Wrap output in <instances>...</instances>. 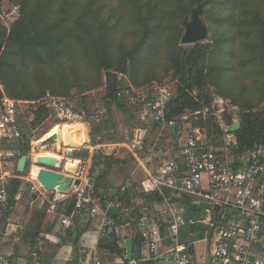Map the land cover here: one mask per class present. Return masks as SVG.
Here are the masks:
<instances>
[{
  "label": "trees",
  "instance_id": "trees-1",
  "mask_svg": "<svg viewBox=\"0 0 264 264\" xmlns=\"http://www.w3.org/2000/svg\"><path fill=\"white\" fill-rule=\"evenodd\" d=\"M16 1L20 6L18 17L8 29L0 25V86L3 88L0 87V100L5 94L16 100L32 101L37 109L33 119L25 129L22 128L23 140L6 144V147L18 150L20 155L29 153L33 128L51 113L56 115L42 104L47 90L51 95L65 99L72 90L78 94L80 98L76 104L66 100L86 123L90 145L121 142L114 112L120 110L125 123L144 127L148 122L141 119L136 106L128 103L133 96L132 103L137 107L141 104L132 89L149 86L158 79L156 74L164 70L171 71L176 89L165 110L167 131L157 138L154 152L163 154L168 135L170 139H176L171 134V122L176 127L185 123L188 129L199 128L206 138L223 145L222 137L227 131L223 132L214 118L201 115V110H211L213 95L230 100L238 108L236 114L240 126L232 132L234 139L230 143L233 155L247 154L258 145L264 146V0ZM198 4L202 5L200 16L208 28L210 42L183 46L180 41L184 17L189 16ZM118 73L128 75L126 85L118 81ZM99 88L103 95L92 99L90 92ZM144 94L145 101H149L151 94L145 91ZM89 103L99 108L96 115L86 114L85 106ZM186 111L192 114L183 118ZM135 113L140 122L132 123ZM222 116L226 126L232 124L231 115L223 113ZM149 124L156 129L161 122ZM147 141L143 142V151L148 149ZM171 148L177 151L178 143H172ZM143 151H138L140 157H144ZM88 155L87 149L72 151L75 159L85 160ZM126 161L99 150L92 155L88 170V176L94 179L90 187L91 197L102 209L106 208L108 201L122 204L119 208L106 210L113 225L112 228L105 227L96 250L103 258L105 254L112 259L121 258L124 264L127 261L123 258L119 228L126 226L134 250L138 248L139 218L144 205L151 207L164 197L174 203L193 201V196L186 194L176 198L169 189L159 192L152 185L144 190L143 183L141 186L137 182L128 184V174L121 184L110 185L106 179L109 171ZM99 166L103 170H98ZM24 175V172L15 171L13 176L4 177L7 195L5 207L0 210V221L10 217L19 200L29 198L31 184L20 178ZM25 187L26 192H23ZM50 192L52 198L55 192ZM18 194L20 198L16 199ZM74 205V195H70L58 202L54 210L60 215H70ZM47 206L44 203L33 209L31 218L23 221V230L14 234L13 247L8 238L7 243L16 255L20 250L18 242L29 246V252L38 250ZM191 207L196 206L192 203ZM219 217L216 218L218 221ZM189 218L193 223L181 226L179 231L178 240L182 244L192 243L195 236L191 234L201 229L199 218ZM73 221L78 225L77 216ZM156 222L164 233L165 225L158 219ZM88 225L89 222L70 228L56 244H71L75 248L73 264H83L88 255L92 257L90 251L78 248L79 238L87 231ZM155 263L156 259H152L139 264Z\"/></svg>",
  "mask_w": 264,
  "mask_h": 264
},
{
  "label": "built area",
  "instance_id": "built-area-1",
  "mask_svg": "<svg viewBox=\"0 0 264 264\" xmlns=\"http://www.w3.org/2000/svg\"><path fill=\"white\" fill-rule=\"evenodd\" d=\"M14 11H18L17 7ZM117 79L128 83L125 73H118ZM135 93L141 99L138 108L141 119L148 123H165V110L172 92L165 87L158 88L149 101H145L144 92ZM41 101L67 122L80 119L65 98L47 95ZM19 104L20 101L5 94L0 100V165L20 156L18 150L6 147V144L23 140ZM188 128V125L184 128V124L176 127L179 134L186 133L184 143L173 151L177 154L156 157L154 168L148 172L150 185L159 192L169 189L176 195L186 194L207 200L213 209L218 205V209L225 207L230 210L231 215L225 218L224 224L215 227L212 232L213 236L218 229L214 249L206 264H264V146L258 145L247 154L233 155L230 143L234 136L231 131L223 135V145H219L206 138L201 129ZM135 146L140 147V141L134 140L132 147ZM31 147L33 149L34 145L31 144ZM204 181L211 189H221L220 197H214L210 189L203 188ZM6 195L4 178L0 177V210L5 207ZM73 195V211H80L92 202L86 184L78 187ZM121 206V202L112 200L107 203L105 211ZM169 212L163 233L159 227L147 225L151 211L148 207L143 208L139 218V255L136 258L133 256L126 264L145 263L152 259H156L155 264H193L189 247L178 240L181 226L193 223V219L180 217L173 209H169ZM106 221H109L107 216ZM72 227V215H63L60 228L51 241L54 244L61 242ZM104 233L103 230L100 236ZM166 238H169V243H165ZM0 264H17V261L9 251L0 253ZM89 264L109 263L102 256L94 254Z\"/></svg>",
  "mask_w": 264,
  "mask_h": 264
},
{
  "label": "crops",
  "instance_id": "crops-1",
  "mask_svg": "<svg viewBox=\"0 0 264 264\" xmlns=\"http://www.w3.org/2000/svg\"><path fill=\"white\" fill-rule=\"evenodd\" d=\"M95 109L96 106L94 105ZM86 112L88 110L86 109ZM68 125H80L83 128V134H84V140H83V145L81 147H71L66 145V142L59 139V135L57 134L56 139L53 142L46 143L45 139L50 136L53 133L48 134V136L45 137L44 140H35L31 141L32 145L37 146L38 154L37 155H47V153L50 156H55L58 158L61 162L60 166V173L63 174L64 176H69L72 178L70 187L67 192L62 193V192H57L54 190H47L44 189L39 185L38 182L30 179V176L26 177V182H29L31 184L29 188V198L26 199V221H28L31 218V212L35 208L41 207L44 203H47V210H46V217L44 218L43 221V231L41 233L42 236V241L38 243L37 247L40 246V249L38 250H33L29 252L30 247L29 246H23L19 242L20 250L19 254H15L14 250L6 248L8 239L2 238V243L0 242V248L2 251L1 253L5 252H12L13 253V258L17 261V264H73V260L75 258V248L72 247L71 244L67 245H56L51 241V237L57 233V231L60 228V220L61 217L63 216L60 214H57V212L54 210L55 205L58 202L63 201L65 198H67L70 195H73L75 190L78 187H82L85 184L87 185V190L90 192V187L94 182V179L92 178V183L88 184V180L91 178L88 176V170L91 165V157L94 154H97L99 150H103L106 148H111L114 151L111 152L110 154H114V157L120 160L126 159L127 161L123 164L116 165L113 167L108 175H107V181L110 185L112 186H117L122 183L124 177L126 174H128V178L126 180V183H135L139 186L144 184L143 189L147 190L148 187L150 186V182L148 180V172H150L153 168L154 165L157 161L156 157L158 155H161L162 153L160 152H154L153 147L157 139L153 142L152 145L148 147L145 151H143V142L146 140V135L148 131V125L149 123H146L144 127L140 126H131V128L134 130L133 137L130 139H124L122 138V135H120L121 142L118 143H109V142H104L100 143L97 145H90V139L88 136V127L86 123H84L82 120L78 119L74 122L67 123ZM57 124H53L48 128V131L53 127L56 126ZM63 125V124H58ZM152 125V124H150ZM186 124L184 123V126ZM170 127V126H169ZM119 128L121 129V125H119ZM153 128V126L151 127ZM159 131V134L157 137H159L163 131H167V125L165 123H161L159 128H156ZM171 130V128H170ZM119 133V132H118ZM182 132L179 134L177 131L175 134H171L173 137H176L175 140H172L173 143L176 142L179 144V148L181 145L184 143L185 138H182ZM42 133H40L41 135ZM137 140L140 141V147L135 146L134 148L132 147L133 141ZM170 137L169 135L167 136V146L164 148V152L162 155H169V154H177V152H173L171 148V144H169ZM31 145V144H30ZM74 150H80V149H87L89 151V155L85 160L82 159H75L71 156V158L66 156V150L68 149ZM30 151L31 153L35 152V149L30 146ZM138 151H143L144 157H140L138 154ZM42 153V154H41ZM104 153V152H103ZM52 154V155H51ZM130 156L133 158L131 159ZM34 159V158H33ZM76 163V167L74 169V164ZM67 164H70V171L68 170L69 167H67ZM33 166V165H32ZM0 168L1 165H0ZM98 170H103L102 166L98 167ZM114 174H120L119 181L114 182L111 180V176ZM123 174V175H122ZM5 176H0V177H10V175L7 172H4ZM145 178V179H144ZM33 179V178H32ZM75 180H78L79 183L76 185L74 184ZM54 191L55 195L51 198V192ZM172 196H175L176 198L179 197V195H176L172 192ZM20 198V194L16 196V199ZM194 198V197H193ZM109 202V201H108ZM141 203H144V200H140ZM193 203L195 206H198L197 200H193ZM107 205V204H106ZM174 202H170L168 198L164 197L160 202L153 203L152 206L144 205L143 208L148 207L149 210L151 211V216L150 219L147 222V225L149 227H159L160 225L157 224L156 219L158 221H162V223L165 225L164 226V231L166 229L167 225V220L170 217V212L169 209H174ZM18 206V203L15 205V207ZM14 207V208H15ZM87 210H80V211H73L70 215H72V221L75 216L78 217L79 223L83 226L87 222H89L87 231H85L79 238V243H78V248L79 250L83 248L84 251L89 252L92 254L100 255L98 251L96 250V245L98 238L100 237V234L105 230V224H106V211L105 209H102V207L99 205V203L92 198V202L89 204V206L86 208ZM176 212V211H175ZM60 215V216H59ZM156 216V217H154ZM14 214L12 213L9 218H7L5 221H3V228H5L6 233L4 234L7 235L9 233V228L8 226L11 225L9 220H13ZM108 218V217H107ZM1 223V222H0ZM75 225L73 221V227L79 226L80 224ZM107 226L112 228V220L109 219L107 222ZM20 227H22V221H20ZM161 229V228H160ZM119 234L121 235V245L124 247V256H125V245L124 241L126 238H129V233L126 228V226H123L119 228ZM212 236V235H211ZM210 237V241H211ZM6 241V242H5ZM4 242V243H3ZM194 242V241H193ZM189 243L185 244L186 246L189 247V251L191 252L193 256V264H206L207 261L203 259V257L200 258L199 255V250L196 247L197 242L195 241L194 243ZM165 243H169V238H166ZM4 248V249H3ZM6 248V249H5ZM34 254V255H32ZM102 254V253H101ZM108 256V254H105V256ZM139 255L138 248L135 250L133 249V256L137 257ZM101 256V255H100ZM167 255H164L163 257H166ZM135 257V258H136ZM124 258V257H123ZM91 258H86V260L83 262V264H89V261ZM111 261V264H124L123 260L121 258H109Z\"/></svg>",
  "mask_w": 264,
  "mask_h": 264
},
{
  "label": "rangeland",
  "instance_id": "rangeland-1",
  "mask_svg": "<svg viewBox=\"0 0 264 264\" xmlns=\"http://www.w3.org/2000/svg\"><path fill=\"white\" fill-rule=\"evenodd\" d=\"M15 7H17V10H18L17 12L14 11ZM19 8H20L19 3L16 0H0V25L6 27L8 29L10 23L18 17ZM183 32H184V27H183ZM206 42H210L209 35H208L207 39L202 41L201 43H206ZM180 44H181V42H180ZM191 45H193V44H187V45H183V46H191ZM156 76L158 79L155 80L152 84H150L149 86L144 87L142 89H134V91L132 93L135 96H137V93H135L137 91H142V92L145 91L147 94H152L158 88L165 87V88H168L172 92V94H174L175 89H176V80L173 78L171 71L165 72V70H164L163 72H158L156 74ZM125 83H127V82H124L123 84L126 85ZM1 89H3V88L1 87ZM143 89H145V90H143ZM193 93L196 94V91H193ZM47 95L55 96V95H51L50 93H48V90H47V93L44 97H46ZM77 95L78 94H76L74 92V90H72L71 95L69 96V98H66V99L70 102V104L74 105L79 101V98H80ZM102 95H103V90L101 88L90 92V97L92 99L100 98ZM56 97H60V96H56ZM61 98H64V97H61ZM132 98H134V97L132 96L129 99L130 101H128V103L130 106H133V107L136 106V110H137V108H139V107H137V105H134L135 103H132L134 101ZM144 98H145V94H144ZM18 101H20V104L18 106V112L20 114V125H21V128L25 129V126L33 119L34 112L37 109V105L32 104V103H34L32 101H26V100H18ZM94 105L96 106V109H95ZM129 105L127 104V106H129ZM85 108L88 110V112H86V110H85L86 114L96 115L97 112L100 111V110H98L99 108L97 107V105L92 104V103L87 104L85 106ZM237 110H238V108L233 106L231 104L230 100L223 99L219 96L213 95L211 110L209 111L208 108L201 110V115L202 114H203V116L209 115L210 117L214 118L216 123H220V127L223 130V132L224 131L226 132V131H228L227 128L230 127L232 124L229 126L225 125V127H222V123H223L222 122V117H223L222 115H223V113H227V114L231 115L232 123L234 121L239 122L238 116L236 114ZM196 113H198V112H196ZM191 114H192L191 112L186 111L183 118H185V117L187 118ZM133 115H134L135 119L132 120V123L139 121L137 118L138 117L137 113H135ZM113 117H114L115 122L117 124V132H119L118 133L119 136L122 135V138L131 140V138L133 137V134H134V130L131 128L130 124H127L123 121L122 112L120 110L115 111L113 114ZM67 123H70V122H67L64 119L58 117L57 115H54L51 113V115L46 120H44L40 125L33 128L32 136L30 137V144H34L31 141H35V140H41L42 141V140H44V135H45V133L48 132V128L51 125H53V124H57V125L58 124H67ZM119 125H121V129L119 128ZM187 125L188 124H186L184 126V128H186ZM75 127H77V126H75ZM80 127L82 128V126H80ZM151 127H152V125L149 124L147 135H146L147 136L146 140H148L147 144L149 146L152 145L151 142H154L158 138L157 136L159 134L158 129H154V128L152 129ZM40 133H42V134L40 135ZM185 134L186 133L182 134V138H185ZM169 141H170L169 144L173 143L172 139H170ZM179 144H180V141L178 142V146H179ZM73 148H75V147H73ZM34 149H35V152L31 153V151H29V153L26 154L28 157V162H27L28 167L27 168L25 167V170H24L25 175L20 176V178L23 179L25 182H26V177H28V176H30L31 180L35 179L34 169L37 167L32 166L33 165L32 160L35 159V157H36L35 155H37V153H39V152L37 150V146H35ZM20 156H22V155H20ZM20 156H18L17 159L3 163L1 165L2 168H0V176H2V175L5 176L4 172H7L10 175V177L13 176L15 171H16L15 166L17 168V161H18ZM119 177H120V174H117V175L114 174L113 176H111L110 179L113 180L114 182H117V181H119ZM203 188L210 189V191L214 197H220V195L222 193L221 189L217 190V189L209 188L205 181L203 182ZM23 192H26V187L23 189ZM193 200H197V202L199 203L198 206H196L195 208L191 207L193 201L190 202V201L181 200V201L176 202L174 205V209L176 211L175 213L180 217H184V218L194 217V218H199L201 220V224H200L201 229L199 230L198 233L196 231V233H192L191 235L195 236L194 242L195 241L197 242L196 247L199 250L200 258L203 257V259L205 261L209 262V260H210V244H211L210 237L212 235L214 227L222 226V224H224L225 218L226 217L228 218L231 215V212L229 209H227L225 207H221L220 209L215 211L213 209L211 203L207 200L199 199L196 197H194ZM12 213L14 214V217H13L12 221L9 220L11 225L8 226L9 233L5 236H4V234L6 233V230H5V228L2 227L4 225L3 221H0L1 222L0 223V242L1 243H2V240H1L2 238H6V239L10 238L11 244H12V242L15 240L14 234H19L23 230V227H20L18 229V226H20V221H22V224H23V221L26 222V199L25 200H23V199L19 200L18 206L13 209ZM218 215L220 217L222 216V218H221L222 221L220 220V217H219V221L216 219ZM213 225H215V226L212 227ZM5 244H7L6 248H8V246L9 247L11 246L7 242ZM13 245L14 244H12V247H13ZM18 246H19V244H18ZM8 249H11V248H8ZM2 251H5V250H0V253ZM32 255H34V254H32ZM103 259L107 263L111 264V261L109 260L108 256H104Z\"/></svg>",
  "mask_w": 264,
  "mask_h": 264
},
{
  "label": "water",
  "instance_id": "water-1",
  "mask_svg": "<svg viewBox=\"0 0 264 264\" xmlns=\"http://www.w3.org/2000/svg\"><path fill=\"white\" fill-rule=\"evenodd\" d=\"M201 12H202V5L198 4L196 7H194L191 10V13L189 16L184 17L183 25H184V32L181 36V44L187 45V44H194L197 42H202L207 39L208 37V28L206 24L203 22L201 18ZM240 124L238 121H234L230 127L227 128L228 131L234 132L239 128ZM222 127H225V124L222 123ZM170 128L173 134L176 133V125L174 122L170 124ZM57 137L56 133L51 134L45 139L46 143L53 142ZM114 150L111 148H106L103 150L104 153H111ZM66 156L71 158L72 156V149L66 150ZM28 162V157L26 154L19 157L17 161V168L16 171L18 173H22L25 170L26 164ZM33 166L39 168V172L37 173V182H42L44 185H47V182L57 178L60 176V166L61 162L58 158L50 155H38L35 157L34 160H32ZM47 180V182H46ZM79 181L75 180L74 184H78ZM92 183V178L88 180V184ZM43 187V186H42ZM44 188V187H43ZM46 188V187H45ZM44 188V189H45ZM194 205V203H193ZM196 205V204H195ZM214 209H218V205L214 206ZM20 226H18V229ZM111 228V227H110ZM218 235V229L214 231V234L211 238V244H210V252L213 251L216 239ZM125 245V261H130L133 258V239L132 238H126L124 241Z\"/></svg>",
  "mask_w": 264,
  "mask_h": 264
},
{
  "label": "bare ground",
  "instance_id": "bare-ground-1",
  "mask_svg": "<svg viewBox=\"0 0 264 264\" xmlns=\"http://www.w3.org/2000/svg\"><path fill=\"white\" fill-rule=\"evenodd\" d=\"M75 126H77V127H75ZM50 133H58L59 139L65 141L66 145H68V146L81 147L83 145L84 134H83V129L80 127V125L63 124L62 126L61 125L54 126L47 133H45L44 139ZM45 155H46V153H45ZM47 155H49V154L47 153ZM35 156H37V155H35ZM67 167H69L68 170L70 171V164H67ZM39 170H40L39 168L38 169L37 168L34 169L35 181L36 182L38 181L37 173L39 172ZM71 181H72L71 177L64 176L63 174L60 173V176H58L57 178L52 179V180H50L48 182L46 180L47 185H44L42 182H38V183L41 186H43L44 188L46 187L45 189H47V190H54V191H57V192L65 193V192L68 191V189L70 187V184H71Z\"/></svg>",
  "mask_w": 264,
  "mask_h": 264
}]
</instances>
